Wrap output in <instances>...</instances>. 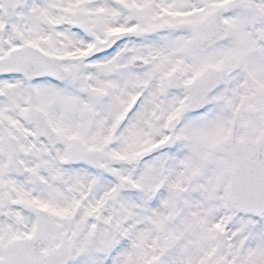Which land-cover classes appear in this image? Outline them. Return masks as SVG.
I'll return each mask as SVG.
<instances>
[{
  "label": "snow or ice",
  "instance_id": "obj_1",
  "mask_svg": "<svg viewBox=\"0 0 264 264\" xmlns=\"http://www.w3.org/2000/svg\"><path fill=\"white\" fill-rule=\"evenodd\" d=\"M0 264H264V0H0Z\"/></svg>",
  "mask_w": 264,
  "mask_h": 264
}]
</instances>
